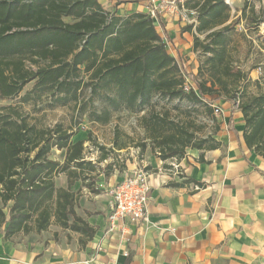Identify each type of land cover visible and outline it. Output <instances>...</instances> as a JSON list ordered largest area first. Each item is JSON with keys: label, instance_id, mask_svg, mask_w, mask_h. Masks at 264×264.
Masks as SVG:
<instances>
[{"label": "trees", "instance_id": "trees-1", "mask_svg": "<svg viewBox=\"0 0 264 264\" xmlns=\"http://www.w3.org/2000/svg\"><path fill=\"white\" fill-rule=\"evenodd\" d=\"M186 6L197 9L198 24L194 31H182L192 34V50L199 53L196 74L186 75L194 85L188 92L183 90L184 72L143 13L119 17L97 0H0V99L18 97L32 83L22 103L47 97L50 106L71 103L87 112L85 106L96 100L101 108L87 112L92 123L106 125L123 110L143 113L138 127L163 162L181 160L188 149H215L216 119L208 102H237L243 143L264 159V77L250 81L234 64L232 25L227 24L231 7L224 0H188ZM240 21L258 29L264 23L263 7L256 11L244 1ZM260 45L264 48V40ZM250 82L256 94L248 93ZM158 104L201 108L203 117L213 121L212 133L199 137L207 128L204 123L175 122L156 110ZM73 136L61 125H30L17 108L0 109V228L5 239L40 234L52 224L76 234L79 247L95 236L96 228L75 213L77 196L70 187L80 182L94 192L91 177L100 173L98 165L109 154L128 150L129 137L115 127L111 147H100L106 153L94 162L86 160L84 142H72ZM53 149L63 152L62 163L49 158ZM121 164L119 171H124ZM113 166L104 168L107 175ZM60 174L66 176L65 189L54 186Z\"/></svg>", "mask_w": 264, "mask_h": 264}, {"label": "crops", "instance_id": "crops-1", "mask_svg": "<svg viewBox=\"0 0 264 264\" xmlns=\"http://www.w3.org/2000/svg\"><path fill=\"white\" fill-rule=\"evenodd\" d=\"M97 2L119 17L145 14L143 0ZM158 34L168 40L167 53L195 75L199 58L191 49L192 34L175 22H164ZM183 56L187 60L181 61ZM249 77L256 80L252 73ZM212 102L223 112L212 136L215 149H188L179 161L146 156L126 165L125 173L149 169L150 192L146 220L125 221V237L121 225L107 233L105 217L88 222L96 234L84 247L77 238L47 241L43 232L5 239L2 228L0 264H264V159L245 147L243 117L233 104ZM123 177L116 174L109 186Z\"/></svg>", "mask_w": 264, "mask_h": 264}, {"label": "rangeland", "instance_id": "rangeland-1", "mask_svg": "<svg viewBox=\"0 0 264 264\" xmlns=\"http://www.w3.org/2000/svg\"><path fill=\"white\" fill-rule=\"evenodd\" d=\"M244 1L253 5L256 11H258L261 7L264 9V0H230L231 11L230 18L227 23H231L232 25L229 33L231 40L229 50L234 64L248 75L250 81H252L249 77L250 73L253 74V77H256V80L260 81L264 77V48L260 45V43L264 40V23H261L259 28L256 30L246 28L243 21L237 23ZM189 36L192 38L193 42V36ZM200 38H202V36H200ZM194 55L195 57H198L199 53L194 52ZM183 60H187L186 57H181V61ZM179 64L181 70L185 74V77L189 80L180 61ZM26 65L32 70L36 67L34 65H29L28 62H26ZM257 68H261L260 74L256 72ZM251 83L252 82L248 84L247 91L248 93L256 94L258 89H256V87H254ZM31 87L32 83H29L25 86L21 94L13 99H0V109L8 106L17 108L28 124L34 125L38 128H52L55 125H61L63 128L70 130V132L74 134L71 139L72 142H84L86 146L84 151L86 160L95 162L99 159V157H101V155L106 153L105 150L100 151L98 149L100 147L108 149L110 142L112 141L113 129L115 127H118L129 137V140L126 141L129 147L128 150L122 151L120 154H109L107 159L98 165L100 173L93 174L91 177V179H94V184L92 186L94 192L87 187L81 186L80 182H76L70 187V191L76 193L77 196L75 213L85 221L96 224L98 220L106 217L107 204L109 202L108 189L110 187V182L114 179V176L116 174L121 176L129 175L131 172L125 173L126 165L129 163L135 165L134 162H139L146 156L158 158L153 152V146L145 139L144 133L139 129L138 119L127 114L128 111L123 110L113 113L109 123L106 125H100L90 122L87 116V112L92 111V109L99 110L101 108V104L98 101L95 100L92 104L90 103L88 106H85V110L87 109V112H81L79 107L71 103L65 106H50L47 97H42L40 100H31L27 103H22L20 98L24 93L28 92ZM156 110L158 112L168 113V117L175 122H190L191 120H194L196 126L204 123V117L202 114L203 110L197 106L191 107L187 104H182L181 106L175 108L171 107V105L158 104V106H156ZM221 117L222 114L216 119ZM206 132L207 131H204L203 134H206ZM116 155H119V157ZM49 158L62 163L63 152L53 149L49 154ZM116 159H118L117 164L114 162ZM121 163L125 164L124 171H119L121 168L120 165H122ZM109 164H115V166H113V172L107 175L108 170L104 168ZM139 168H141V166ZM53 181L56 188H67V179L64 174L58 175ZM4 211L6 216H8L7 207L4 208ZM0 229H2V227ZM34 235L39 234L30 232L27 235L20 233L16 236H21L22 238H35ZM41 236L45 237L47 241L51 240L54 242L59 240L62 242H71L72 238L78 239L76 234L62 230L54 224L50 225L47 231L43 232Z\"/></svg>", "mask_w": 264, "mask_h": 264}, {"label": "built area", "instance_id": "built-area-1", "mask_svg": "<svg viewBox=\"0 0 264 264\" xmlns=\"http://www.w3.org/2000/svg\"><path fill=\"white\" fill-rule=\"evenodd\" d=\"M188 0H143L145 15L148 16L155 29H161L164 22H175L181 28L191 27L194 31L198 24L197 9H191L186 6ZM225 4L231 7L230 0H224ZM162 42L167 46L168 40L163 36ZM197 53V52H196ZM256 72L261 73V69L257 68ZM183 90L188 92L194 89V85L185 76ZM238 103L233 106L237 109ZM208 106L212 109V116L216 119L223 114L222 109L213 102H208ZM143 113L139 115H131L133 118L139 119ZM203 122L206 126L212 127L213 121L204 117ZM109 145L108 148H110ZM148 173L144 168H136L129 175H125L119 182L113 184L108 189L109 202L107 204L108 213L105 217V227L107 233H114L121 225V236L125 237L128 230L124 226L125 221L132 224H139L146 220V207L149 201L150 187L148 184ZM100 250V247H96ZM126 256V252L124 253Z\"/></svg>", "mask_w": 264, "mask_h": 264}]
</instances>
